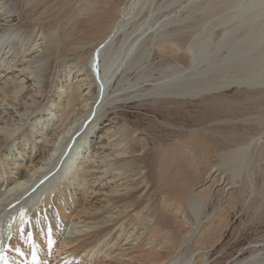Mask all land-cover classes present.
Returning <instances> with one entry per match:
<instances>
[{
    "label": "bare ground",
    "instance_id": "bare-ground-1",
    "mask_svg": "<svg viewBox=\"0 0 264 264\" xmlns=\"http://www.w3.org/2000/svg\"><path fill=\"white\" fill-rule=\"evenodd\" d=\"M162 2L0 0V261L17 259L6 241L25 224L87 234L59 201L92 188L104 191L108 204L131 209L126 217L138 216L114 223L132 225L127 240L140 239L158 220L149 241L152 249L160 244L152 264H264V229L234 249L220 245L224 224L234 216L249 221L262 208L253 181L228 158L238 152L264 157V80L195 78L202 72H196L191 29L200 15L184 11L187 6L164 11ZM232 88L245 93H225ZM193 100L199 104L191 116L199 124L166 120ZM128 110L147 124L133 122ZM38 150L41 158L27 165L24 154ZM120 176L138 181L123 192L104 188ZM245 212L252 213L249 220ZM110 221H94L98 241L113 230ZM138 224L146 230L140 233ZM91 243L82 250H92Z\"/></svg>",
    "mask_w": 264,
    "mask_h": 264
},
{
    "label": "rangeland",
    "instance_id": "rangeland-1",
    "mask_svg": "<svg viewBox=\"0 0 264 264\" xmlns=\"http://www.w3.org/2000/svg\"><path fill=\"white\" fill-rule=\"evenodd\" d=\"M162 4L163 6L165 5L164 11L187 6L184 11L200 15L199 23L194 26L196 29H191L193 32V37L191 38L193 41L192 46L195 48L194 53L197 54L195 56L199 64V69L196 72L198 70L202 72L200 73L199 71L200 74L198 73V77L196 76L195 78L205 79L213 76L233 74L244 79L249 77L248 79L264 80V0H163ZM61 73L64 75L62 68L59 70L58 75ZM56 80L57 76L52 85L50 83L51 87L47 91L49 98L56 94ZM225 93L239 96L245 92L232 88L225 91ZM198 104V100H193L189 105H186L188 110H183V113L181 112L179 115L167 116L166 120L180 125L193 126L199 124L191 116V114L196 113ZM128 113L132 115L133 122L147 124L145 120L135 118L133 110H128ZM6 116H9V114H6ZM17 118V112H15L12 120ZM151 129L153 130L154 128ZM102 131H104L103 128L97 130L93 136V143L99 140L100 132ZM17 141L16 147L13 146L12 148L15 151L17 146L22 143V138L17 139ZM72 148L73 146L69 148L68 153L71 152ZM235 154L237 153L229 156L230 159L228 158V160L230 161L228 162L231 166H235L234 168L239 170L238 172H241L240 174L243 178L253 181L258 189L256 203L262 208L251 220L249 219L252 213L247 215L245 212L243 219L249 221L242 223L239 219L240 217L234 216L232 224H224L222 226L223 229L221 230L222 232L224 231L225 235L224 241L220 245L225 244L229 250L234 249L237 243L247 244L255 240L262 234L264 229V157L252 155L250 152L246 154L238 152V156H235ZM41 156L42 154L38 150L37 153L34 151L33 153L24 154L23 159H25L24 162L27 165H30L38 161ZM30 160H33V162ZM130 178L131 176L124 178L120 176L113 181H109L112 177H108L104 182L109 181L111 188H108L109 184L105 185L104 188L109 190V192H111V189H119L123 192L125 187H132L138 181L136 178ZM95 187L98 190L99 187L96 184ZM91 189L84 195L77 192L75 198L67 196L65 200L59 201V207L63 209L64 215L68 217L67 219L82 227L81 229H84L87 234H82L84 236L81 235V237L67 232L62 234V232L57 231L56 224L38 223L28 224L27 226L25 224L20 235L15 236L11 232L10 238H7L6 248L14 246L11 247V250L17 254V259L9 256L7 260L12 264H36L37 260H39V264H152L158 262L157 260L153 261L152 257L154 253L157 254L155 251L160 248V244H158L157 248L153 247L152 249V244L149 243L152 232L160 227L158 220L153 221L149 225V230L145 234L141 232L144 229L146 230V228L142 229L143 224H138L141 227L139 229L141 238L133 240L132 238L134 237H131V239L127 240L125 237L129 236L130 233H127V231L130 232L132 225L114 223L118 219L126 217L131 209L126 210L123 204L120 203L108 204L105 199L107 194L104 191L91 192ZM76 196H79V198H76ZM51 206H55V204L52 203ZM143 211L146 212L145 210ZM141 213L144 216L143 218H146L148 216L146 214H149V212L144 214L142 211ZM129 215L131 216V213ZM129 215L126 217L127 221L128 219L133 222L140 221L138 216L133 215L130 218ZM102 217H108L113 220L107 226L114 225V228L100 242L98 240L101 235L95 237L91 229L96 226L93 225L94 221ZM52 221L54 222L55 220ZM89 223H92L93 226L91 225L87 229L85 225ZM124 227L126 230L121 233V229ZM88 236L91 240H87ZM83 243H91L88 249H91L92 246V250H89L88 253L86 250H82L81 245ZM166 251H168L166 248H161L158 252L163 256H168ZM176 254L177 252L171 254L170 257ZM0 264H6L4 259L0 261Z\"/></svg>",
    "mask_w": 264,
    "mask_h": 264
}]
</instances>
